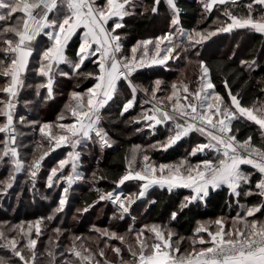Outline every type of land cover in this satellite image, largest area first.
<instances>
[{"label": "snow or ice", "instance_id": "6c2138e0", "mask_svg": "<svg viewBox=\"0 0 264 264\" xmlns=\"http://www.w3.org/2000/svg\"><path fill=\"white\" fill-rule=\"evenodd\" d=\"M199 3L205 15L211 14L214 9L219 10L217 6L223 8L220 12L223 19L217 17L213 21L215 27L212 30L185 29L181 21L182 8L179 0H166L171 12V28L174 31H169L155 41H138L131 49L132 55L125 56L122 37L117 34V29H122L124 18L132 14L130 9L134 7L133 0H103V3H98V0H0V53L5 57L0 60V77L7 81L0 87V93L7 97L6 100H0V116L4 117V122L0 123V133L6 137L2 141L3 148L0 149V163L7 159L13 167V174L0 188V193L6 194L7 189L12 187L15 173H20L26 167L16 146L14 109L18 95L25 87L30 60L36 52L35 42L43 33L50 44L38 53L39 67L35 71L36 75L45 78V82L36 86L37 95L40 89H46L47 98H54V70L61 64L71 65L73 72L83 75L86 79L92 78L95 83L86 91L71 92V100L65 105V110L70 113L73 122L43 123L40 126L39 131L47 140V150L28 165L33 179L36 178L41 162L49 152L63 146H70L73 151L67 154L66 159L59 161L58 167L51 169L47 186H53L54 178L56 181H64L68 186L82 179L77 170L80 153L76 149L82 142L90 141L93 135L102 146H112L108 133L100 126L102 109L110 101H114L120 93V83L125 82L131 98L122 103L121 116L134 107L137 93L143 92L149 97L144 103H150L152 107L145 109L136 118L137 121L147 122V126L152 129L168 122L174 126L166 142H158L150 147L167 150L191 133L205 137L207 143L196 144L188 156L177 163L159 165L150 161V157L144 154L145 150L140 145L134 146L125 157V171L112 183L118 189L126 182L135 181L138 182L139 192L125 196L115 189H95L99 193V201L107 200L116 205L117 213L113 214V219L123 220L130 214L131 206L156 186L167 188L169 192L177 188L191 190V195L183 198L178 210L171 213L172 221L193 202L204 201L209 196L210 189L216 190L222 186H227L229 194L236 197L237 202L242 194L244 197H257L260 201L249 207L241 205L244 214L238 213L227 231L223 217L214 221L198 222L193 237L188 238L191 250L183 253L181 244L185 238L179 237L173 241L176 234L158 224H145L139 230L129 227L128 233L133 234L132 242H129L128 234L93 225L92 230L99 238L118 241L124 247L112 246L105 242L104 248L94 252L83 244L77 245V241L82 238L74 236L72 245L66 252L76 259V264H112L106 258L103 261L97 259V256H106L105 248L115 254L118 264H264V103L256 102L252 106H243L237 95L232 94L231 89L228 90L231 104L225 103L223 97L215 91L210 67L202 59L197 61L201 74L198 87L194 91L189 90L188 82H173L170 86L171 94L158 97L157 93L162 91L161 80H155L151 88L134 83V73L146 65L143 56H136L138 48H142L144 55H147V46L153 44L155 55L151 63L166 65L168 60L179 59L181 53L187 55L190 49L203 46L221 33L246 30L264 35V0H250L242 6L239 0H199ZM160 4L161 0H153L151 7H144V12L158 14ZM109 21L113 22L110 28ZM81 29L83 32L75 59H70L66 50L72 37ZM162 44H165L163 48ZM195 55L199 57V51H196ZM93 57L96 58L92 61L96 65V71L82 72V66ZM241 63L251 68L256 61ZM225 87L227 88V81ZM64 119L63 114L58 117L59 121ZM23 121L24 118L20 117V122ZM237 121L258 125L261 132L260 142H254L252 135L243 140L238 139L240 129L233 127ZM35 123L37 122H33ZM206 151L212 154L211 158L201 159L197 163L191 162L192 157ZM138 160L139 167L136 166ZM69 164L71 173L65 176L61 170ZM242 165H251L260 174L254 183L252 173L243 171ZM105 178L104 175L97 177L96 173H93L94 182ZM68 192L69 187H65L55 212L63 211ZM54 215L13 226L11 231H16L26 238V242L19 247L20 241L15 237L6 236L5 232L0 230V241H3L0 247L10 250L13 257L18 258L19 264H36V246L42 234V224L45 219L53 220ZM212 225H215V231L210 230ZM53 232L56 238L62 234L60 227L53 229ZM33 233L35 239L32 238ZM204 234H207L208 240L204 239ZM57 247L58 243L54 242L53 237H49V247L45 255L51 264H55ZM124 251H127L130 259H124ZM0 264H10V258L0 256ZM62 264L72 262L64 260Z\"/></svg>", "mask_w": 264, "mask_h": 264}, {"label": "trees", "instance_id": "16d2710c", "mask_svg": "<svg viewBox=\"0 0 264 264\" xmlns=\"http://www.w3.org/2000/svg\"><path fill=\"white\" fill-rule=\"evenodd\" d=\"M133 2L134 7L130 9L132 14L124 18V27L117 29V34L122 37L123 55L125 56L132 55L131 49L138 41H155L169 31H174L171 28V12L166 0H161L158 14H153L150 11L144 12V7H151L153 0H133ZM239 2L242 6L249 3L250 0H239ZM98 3H103V0H98ZM179 5L182 8L181 21L185 29L212 30L215 27L213 21L217 17L223 19L220 16L223 8L220 6H217L219 10L214 9L211 14L205 15L199 0H179ZM50 18H52L51 14ZM112 23V21L108 22L109 28ZM82 32V29L78 30L69 42L66 54L70 59H75ZM47 43L44 34L37 38L36 52L25 76V87L20 91L14 109L15 128L18 133L16 146H18L21 159L25 161L26 167L20 173H15V180L12 182V187L7 189L6 194L0 193V230H3L6 236L15 237L20 241L18 247L26 242V238L16 231H11L13 226L27 224L38 218H47L55 214L53 220L45 219L42 224V234L38 238L36 246V264H51L45 255L46 249L49 247V237H53L54 242L59 245L55 248V264H62L64 260L76 264V259L66 252V249L72 245L74 236L82 238L77 241V245L83 244L94 252L104 248L105 242L112 246L124 247L118 241L99 238L98 234L92 230L93 225L98 228H108L120 234H128L129 242H132L133 234L128 233L129 227L139 230L145 224H158L162 228L171 229L176 234L173 236V241L179 237L185 238L181 244L183 253L191 250L188 238L193 237L198 222L214 221L223 217L226 221L225 230L227 231L231 227L232 219L238 213L244 214L241 205L249 207L260 202L257 197H244L243 194L237 202V198L231 196L229 189L223 186L220 189L211 190L204 201L190 204L182 212H179L175 221H172L171 213L178 210L183 198L191 195V190L177 188L169 192L167 188L156 186L149 189L144 198L138 199L131 206L130 214L126 215L123 220L113 219V214L117 213L116 205L107 200L99 201V193L95 189L99 188L103 191L115 189L112 181L118 179L125 171L127 163L125 157L129 155L134 146L140 145L145 150L144 154L154 159V164H170L179 162L180 158L185 156L189 145L196 139L195 135L189 136L188 139L184 137L167 150L161 147H150L157 145L158 142L161 144L166 142L168 134L171 133L170 129H172L171 127L169 129V126H173V124L168 122L157 125L156 130L153 131L147 126V122L137 121L136 118L145 109L152 107V104L144 103L149 97H146L143 92L137 93L134 107L121 116L122 103L131 98L125 82L120 83L119 95L114 98V101H110L103 110L101 127L108 133L112 146L102 148L97 138L93 137L87 143L82 142L77 148L80 152L78 171L82 179L68 186L62 180L57 183L54 178L53 186H47V177L51 169L58 167L59 161L67 158V154L72 151L70 146H63L49 152L42 161L41 171L33 179L28 165L34 158H39L47 150V140L39 131L40 126L43 123L73 122L70 113L65 110V105L71 100V92L86 91L95 83L94 79H86L83 75L73 72L71 65L61 64L58 69L54 70V98H47L46 89H40L39 95H37L36 86L45 82V78L36 75L35 71L39 67L38 53L47 47ZM165 44H162L161 48ZM147 47L149 53L155 52L153 44H149ZM196 51H199V57L195 55ZM143 55V49L138 48L136 56L139 58ZM4 59L3 53H0V60ZM95 59L93 57L86 61L81 71L84 73L95 72L96 65L92 62ZM200 59L210 67L215 91L223 97L224 101H229L228 90L231 89L232 94L237 95L243 106H252L256 102L264 103V35L246 30L218 34L203 46L190 49L187 55L181 53L179 59L168 60L166 65L151 63L147 68L134 73V83L151 88L153 82L161 78L162 91L157 93L158 97L170 95V86L173 82H188L189 90L194 91L198 87L201 74L197 63ZM253 60L256 61V64L251 68L247 64L241 63L242 61L251 63ZM61 73L68 75H61ZM225 81H227V88ZM6 83V79L0 77V87ZM6 99L7 97L0 93V100ZM61 114L65 117L63 121L58 120ZM20 117L24 118L23 123L20 122ZM3 122L4 117L0 116V123ZM33 122L37 123L33 124ZM233 127L240 129L238 138L245 139L248 135H252L254 142H260L261 134L256 125L237 121L234 122ZM5 138V134L0 133V149L3 148L2 141ZM200 157V155L192 157L191 162L197 161ZM136 166H140L139 160ZM70 169L71 165L69 164L61 172L63 175H67L66 171H70ZM93 173H96L97 177L104 175L106 178L94 182ZM11 174H13V167L11 162L6 159L5 162L0 163V188L8 182ZM60 174L58 173V175ZM123 186L126 191H131L132 194L139 192L138 182L129 181ZM65 187H69L67 203L62 212H55L59 206V200L64 195ZM85 208L88 210L84 211ZM257 216L259 217L260 214L258 213ZM56 227H60L62 230V234L58 238L53 232ZM210 230L215 231V225H212ZM145 235L149 236L148 233ZM32 238H36L34 233ZM149 238L151 237L149 236ZM204 239H209L207 234H204ZM105 253V257L97 256V259L103 261L106 258L112 264H118L117 257L110 249L105 248ZM123 255L124 259H130L127 251H124ZM0 256L10 258V264H19L18 258H14L10 250L0 247Z\"/></svg>", "mask_w": 264, "mask_h": 264}, {"label": "rangeland", "instance_id": "374dc122", "mask_svg": "<svg viewBox=\"0 0 264 264\" xmlns=\"http://www.w3.org/2000/svg\"><path fill=\"white\" fill-rule=\"evenodd\" d=\"M151 54V53H150ZM163 54V53H162ZM155 55V52H153L152 54H151V57L153 58V56ZM144 56V55H143ZM159 80H161V78L159 79ZM169 93H171V91L169 92ZM169 95V94H168ZM159 97H163V96H159ZM181 102H183V101H181ZM160 127H163V126H160ZM170 127L173 129V127L174 126H169V129H170ZM172 129H170L171 130V133L170 134H172ZM153 131L154 130H156V129H152ZM170 134H168V136L170 135ZM192 135H195L196 136V139H195V141H193L190 145H189V147H188V149H187V151H186V154H185V156H183L182 158H180V161L181 160H183V159H185L187 156H188V153L191 151V149L196 145V144H199V143H207V140H206V138L205 137H203V136H201L200 134H198V133H191L189 136H192ZM189 136H187V137H185V139H188L189 138ZM77 150V149H76ZM72 151H73V149H72ZM78 151V150H77ZM80 153V152H79ZM197 155H200L201 157H200V159H198L197 161H194V162H192V163H197V162H199L201 159H205V158H211V156H212V154L211 153H208L207 151L205 152V153H198ZM150 161L151 162H153L154 163V159H152V158H150ZM156 165V164H155ZM78 170V169H77ZM67 172V175H69L70 173H71V169H70V171L68 170V171H66ZM79 172V171H78ZM80 173V172H79ZM66 174H65V176H67ZM57 183H58V181H56ZM64 182V181H63ZM65 183V182H64ZM115 190H116V192H118V193H123L125 196H127V195H129V194H132V193H130L129 191H126V189L124 188V186H121L120 188H118V189H116L115 188ZM99 214H100V212H99Z\"/></svg>", "mask_w": 264, "mask_h": 264}, {"label": "crops", "instance_id": "0c3cea01", "mask_svg": "<svg viewBox=\"0 0 264 264\" xmlns=\"http://www.w3.org/2000/svg\"><path fill=\"white\" fill-rule=\"evenodd\" d=\"M115 19V18H114ZM43 34V33H42ZM47 38V37H46ZM47 41H48V45L47 46H49V44H50V42H49V40H48V38H47ZM225 103H227V104H231V101H230V99H229V101H224ZM249 123H251V122H249ZM251 124H253V123H251ZM255 125V124H254ZM257 127H258V129H259V126L258 125H256ZM260 130V129H259ZM260 134H261V132H260ZM242 170L243 171H245V172H250V173H252V180H253V183L259 178V173L254 169V168H252V166L251 165H242ZM223 187V186H222ZM227 187V186H226ZM212 189H210L209 190V193H210V191H211ZM246 190V189H245Z\"/></svg>", "mask_w": 264, "mask_h": 264}, {"label": "built area", "instance_id": "2783aa9c", "mask_svg": "<svg viewBox=\"0 0 264 264\" xmlns=\"http://www.w3.org/2000/svg\"><path fill=\"white\" fill-rule=\"evenodd\" d=\"M143 58H144V60L146 61V65H145V67L138 69V71L147 68V67L151 64V59H152V57H151V54H150L149 52H147V55H144ZM103 110H104V109H102V115H103ZM100 126H101V125H100ZM16 133H17V131H16ZM17 135H18V133H17ZM93 137H95V136L93 135ZM95 138H96V137H95ZM238 139H240V138H238ZM97 140H98V139H97ZM240 140H243V139H240ZM98 142H99V140H98ZM99 144H100V142H99ZM100 146H101L102 148H107V146H102L101 144H100ZM41 169H42V162H41L40 170H39L38 172H40Z\"/></svg>", "mask_w": 264, "mask_h": 264}, {"label": "water", "instance_id": "95a60500", "mask_svg": "<svg viewBox=\"0 0 264 264\" xmlns=\"http://www.w3.org/2000/svg\"><path fill=\"white\" fill-rule=\"evenodd\" d=\"M35 53V52H34ZM34 55V54H33ZM32 59V58H31ZM31 61V60H30ZM30 65V64H29Z\"/></svg>", "mask_w": 264, "mask_h": 264}]
</instances>
